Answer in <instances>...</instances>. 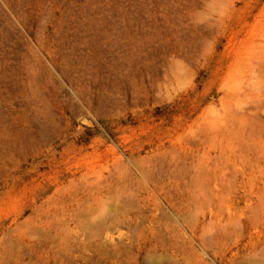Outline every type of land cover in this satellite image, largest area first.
Segmentation results:
<instances>
[{"label":"rangeland","instance_id":"rangeland-1","mask_svg":"<svg viewBox=\"0 0 264 264\" xmlns=\"http://www.w3.org/2000/svg\"><path fill=\"white\" fill-rule=\"evenodd\" d=\"M0 264H264V0H0Z\"/></svg>","mask_w":264,"mask_h":264}]
</instances>
